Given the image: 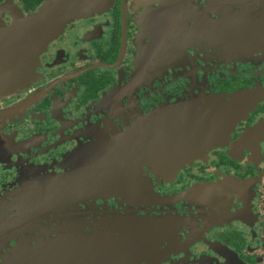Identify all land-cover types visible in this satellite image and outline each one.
Instances as JSON below:
<instances>
[{
	"label": "flooded vegetation",
	"instance_id": "flooded-vegetation-1",
	"mask_svg": "<svg viewBox=\"0 0 264 264\" xmlns=\"http://www.w3.org/2000/svg\"><path fill=\"white\" fill-rule=\"evenodd\" d=\"M50 1L0 0V264H264V0H94L31 42Z\"/></svg>",
	"mask_w": 264,
	"mask_h": 264
},
{
	"label": "water",
	"instance_id": "water-1",
	"mask_svg": "<svg viewBox=\"0 0 264 264\" xmlns=\"http://www.w3.org/2000/svg\"><path fill=\"white\" fill-rule=\"evenodd\" d=\"M70 1L51 0L35 15L26 19H18L17 22L19 24L23 23L25 26L24 32L28 34L31 42H34V38L40 34V39L36 41H40V45H44L56 31L62 28L63 23L69 16H78L94 6V0H77V3H70ZM68 4H71V11L68 14L60 13L59 10H63ZM31 45L34 44L31 43ZM262 96L261 91L254 90L253 92L245 91L232 95L214 94L200 96L198 100H194L192 103L196 105L195 109L202 113L208 111L212 114L216 113L215 116H211L210 118L221 119L225 125H231L248 114L261 100ZM201 117H205V121L208 122V115L204 114Z\"/></svg>",
	"mask_w": 264,
	"mask_h": 264
}]
</instances>
